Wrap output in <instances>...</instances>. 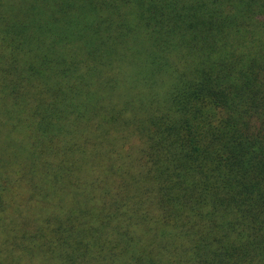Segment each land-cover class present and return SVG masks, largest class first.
<instances>
[{"label":"trees","instance_id":"1","mask_svg":"<svg viewBox=\"0 0 264 264\" xmlns=\"http://www.w3.org/2000/svg\"><path fill=\"white\" fill-rule=\"evenodd\" d=\"M0 264H264V0H0Z\"/></svg>","mask_w":264,"mask_h":264}]
</instances>
